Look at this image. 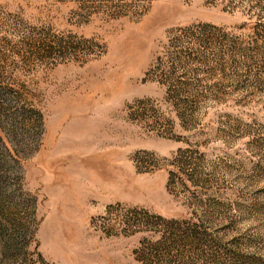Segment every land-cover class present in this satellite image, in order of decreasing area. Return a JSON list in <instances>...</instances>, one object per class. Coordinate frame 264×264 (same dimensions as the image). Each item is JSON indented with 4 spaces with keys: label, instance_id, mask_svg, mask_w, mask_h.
<instances>
[{
    "label": "rangeland",
    "instance_id": "374dc122",
    "mask_svg": "<svg viewBox=\"0 0 264 264\" xmlns=\"http://www.w3.org/2000/svg\"><path fill=\"white\" fill-rule=\"evenodd\" d=\"M149 248L264 264V0H0V264Z\"/></svg>",
    "mask_w": 264,
    "mask_h": 264
},
{
    "label": "trees",
    "instance_id": "16d2710c",
    "mask_svg": "<svg viewBox=\"0 0 264 264\" xmlns=\"http://www.w3.org/2000/svg\"><path fill=\"white\" fill-rule=\"evenodd\" d=\"M206 29H207L206 27L197 28V34L203 35L205 33ZM178 41L179 40H176V42H178ZM166 86L168 87V89L172 93H176V91H178V92L182 91L183 92L186 85L184 83L176 80L172 84H166ZM194 102H195V100H193V99L191 100L189 98H186L184 100H177L176 108L178 110L182 111V113H180V114H179V112H177V115H178V117H180V119L184 118L183 121H186V122H184L186 125L185 127H188L187 125H189V126L191 125V120L189 119L188 116L186 117L185 113L187 112V108H191V106ZM172 224H173V226H179L178 224H180V223L179 222H173ZM173 236H174V234H173ZM170 238H172V235H171V237L166 238V240L168 241ZM173 243H175V241H173ZM156 246H158V245H156ZM161 246H163V245H161ZM153 250L155 252L156 249L149 248L148 253H146V254L142 252L141 258L139 261L142 262V264H149L150 262L155 263V261L157 260V256L156 255L152 256L151 253Z\"/></svg>",
    "mask_w": 264,
    "mask_h": 264
}]
</instances>
